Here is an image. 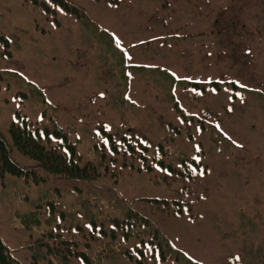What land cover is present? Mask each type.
I'll return each mask as SVG.
<instances>
[{"label":"rangeland","instance_id":"obj_1","mask_svg":"<svg viewBox=\"0 0 264 264\" xmlns=\"http://www.w3.org/2000/svg\"><path fill=\"white\" fill-rule=\"evenodd\" d=\"M16 113L98 176L48 172L12 147ZM119 127L139 136L134 149ZM0 135L34 169L0 175V236L22 264L45 237L47 199L61 237L77 209L100 223L132 208L159 229L142 263L107 264H264V0H0ZM35 205L29 230L19 215Z\"/></svg>","mask_w":264,"mask_h":264},{"label":"trees","instance_id":"obj_2","mask_svg":"<svg viewBox=\"0 0 264 264\" xmlns=\"http://www.w3.org/2000/svg\"><path fill=\"white\" fill-rule=\"evenodd\" d=\"M31 2L34 3L37 2V0H31ZM5 40L8 41V39ZM53 123L56 128L60 129L58 121L55 120ZM9 129L13 144L12 147L36 159L48 172L61 171L59 173H65L68 176L79 175L85 179L98 176V166L93 163L92 160H87L83 166L79 164V158L75 153V144L72 145L63 138V145H53L51 136L56 135L58 132H50L46 127L38 126L37 123H34L28 116L16 113ZM118 137L123 140V143H125L129 149H134L133 145L130 144L133 140H140L139 136L132 128L125 127H119ZM165 139L167 143L174 141L172 135L166 136ZM110 144L114 146L115 141L112 139ZM94 152V155L98 156V162L106 163L105 168L115 161V157L108 156L105 151L102 152L98 150ZM11 154L12 148L10 144L0 135V175L8 172L18 176L23 175L28 179L34 169H26L20 166L13 160ZM146 157L152 160L154 159L153 156ZM173 158L174 160H179L178 163L187 160L182 157L181 153L175 154ZM158 160L157 164L165 172L169 174L175 172L172 171L170 164L164 165L160 159ZM23 200L26 202L29 201V195H25ZM43 202L42 210L44 214L47 215L44 219L47 228H45L42 234L46 238L44 237L43 240L40 238L38 243L35 244L31 264H41L45 256L50 254L51 258L47 261V264H93L94 262L98 264H107L108 259H112L111 256L120 254L123 256L126 255L134 261V259L138 260L140 257H143L142 253L147 250V248L155 247V242L158 243L161 241L159 240V229L153 228L151 222L149 223L151 228L146 226V221H148V219L138 215L132 208H128L122 220L106 218L101 220L100 223L94 219H88L86 211L83 213V211L79 209L76 211L67 210L68 215L71 217L69 224L66 226L69 234L66 237H61L59 233L54 232L57 226L53 229V221L56 219V215L53 216L54 210L53 208L51 209V200L49 201V199H47ZM36 207L35 205L33 210L27 211V213H20L19 215L26 229L31 230L32 227L37 228L39 224L37 223L39 221V212L35 210L37 209ZM63 211L65 212V210ZM64 212V215L59 214L61 218L60 221L65 216L66 212ZM117 227H120L119 231ZM75 237H81L84 241L80 239L75 240ZM100 240H103V242L94 250V256L89 255L82 248V246L90 248ZM165 243L168 245L167 240H165ZM163 256L164 255H161V259ZM141 260L142 259L138 260V263H142ZM0 264H22L14 257L11 249L4 244L1 236Z\"/></svg>","mask_w":264,"mask_h":264},{"label":"snow or ice","instance_id":"obj_3","mask_svg":"<svg viewBox=\"0 0 264 264\" xmlns=\"http://www.w3.org/2000/svg\"><path fill=\"white\" fill-rule=\"evenodd\" d=\"M241 87H244L243 85H241Z\"/></svg>","mask_w":264,"mask_h":264}]
</instances>
